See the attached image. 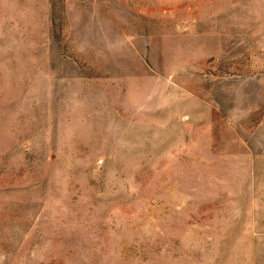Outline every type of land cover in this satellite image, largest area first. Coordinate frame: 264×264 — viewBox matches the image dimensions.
Instances as JSON below:
<instances>
[{"label": "rangeland", "instance_id": "374dc122", "mask_svg": "<svg viewBox=\"0 0 264 264\" xmlns=\"http://www.w3.org/2000/svg\"><path fill=\"white\" fill-rule=\"evenodd\" d=\"M0 264H264V0H0Z\"/></svg>", "mask_w": 264, "mask_h": 264}]
</instances>
